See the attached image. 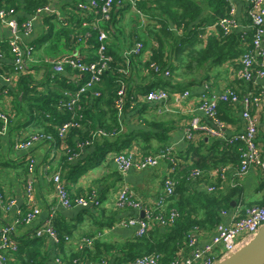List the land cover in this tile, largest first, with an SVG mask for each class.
I'll return each instance as SVG.
<instances>
[{
	"label": "trees",
	"instance_id": "obj_1",
	"mask_svg": "<svg viewBox=\"0 0 264 264\" xmlns=\"http://www.w3.org/2000/svg\"><path fill=\"white\" fill-rule=\"evenodd\" d=\"M57 1L60 0H0V9L14 8L17 14L23 12L22 16L17 18L22 27L24 22L30 20V17H35L44 7L51 6L54 8V5L59 3ZM80 1L65 6H70L77 12H73L71 16L64 20L58 18L56 12H44L43 22L48 26V29L46 34H42L33 41L35 52L36 49L40 50L45 43H48L49 48L54 50L65 49L68 52L65 54L72 56H79L74 54L75 50L82 51L85 49L87 52L86 58L79 57L88 61L97 60L100 46L98 40L99 28L95 27L94 23L84 26V21L89 19L91 21L100 17L79 9L77 4ZM117 5L114 6L111 15L115 13L114 9ZM142 6L154 21L150 31L156 41V46L153 48L150 58L144 61V67L149 70L150 74L155 75L161 81L160 83L168 84V79H171L173 73L175 71L179 72L181 68H187L189 71H199L208 64L210 66H220L226 61H232L238 74L242 70L241 57L249 52L252 46V29L238 31L236 27H233L227 31L220 25V20L229 16L230 13L231 6L227 0H204L202 5L197 0H144ZM199 16L200 20L197 21ZM56 18L58 21L55 20ZM234 18L236 19V16ZM245 23L251 25V19L248 15H246ZM213 25L215 27L210 29ZM137 42L142 41L137 40ZM0 54L3 57L0 61L3 74H16L15 89L10 91L16 109L13 111L0 109L11 115V124L7 134L9 141L6 145L3 143V136L0 134V169L10 166L20 167L19 178L23 176L24 180L28 178V154L23 152V159L13 162L11 157H7L10 155L9 152L8 155L6 152L12 149L15 140L13 131L21 126L20 118L25 115L31 117L32 120H37V127L35 130L29 131L30 134L43 133L53 137L52 143L41 142L39 145L46 143L52 147L64 145V149L61 151L63 153L62 157L71 169L81 170L93 166L97 161V152L105 147L115 149V154L124 152L131 147V139H136L137 135L132 138L129 135L124 138L119 136L118 139L112 140L113 138H110V136L100 137L101 135H97V130L101 129L108 133L120 129L118 114L129 110L134 104L135 99L132 98L130 79L133 75V69L136 67V60L140 59L142 53L140 55L119 56L108 46L107 54L112 58V61L103 78H108L109 85H111L109 97L103 100L106 93L101 92V94L95 95L93 93L94 88L84 93L79 106H76V119L81 122V127L71 128L65 137L60 136L59 129L64 122L72 118L73 112L63 107L62 103L68 98L67 91L77 90V84L71 82L73 77L76 76L78 79L81 78V75L77 71L67 69L65 73H58L52 78V66L48 65L49 71L45 80L46 83L40 87L34 84L32 75L28 73L30 67L25 73H15L13 62H10L13 58L11 48L4 37H0ZM127 59H130V61L128 60L129 63ZM153 63L159 65L162 70L160 72L155 71L151 66ZM128 66H130V73H127ZM261 67V59L258 58L253 64V69L256 70ZM165 70L170 71V76L163 74ZM240 79L244 83L247 82L242 78ZM122 88L124 93L121 96L119 91ZM263 88L258 90L250 88L242 93L236 91L242 96L249 91L258 93ZM152 89L156 90L157 88L151 86L145 93L147 94ZM121 98L123 105L121 111H119L117 101ZM231 104L234 105V103L225 101L218 103L217 118L220 121L227 123L226 117L222 114V107ZM107 114H110L112 123L106 120L105 116ZM2 124L0 120V130ZM30 134H27L25 138ZM140 134L142 135L141 141L136 140L140 153L143 155H156L160 152L161 149L151 153L150 140L153 135L151 132H141ZM159 135L160 137L163 136V134ZM209 138H211L209 141H205V138L199 139L198 144L190 141L189 149L185 153L173 157L174 163H171L173 170L170 176L174 179L175 191L172 196H165V205L158 207L156 204V200L162 194L157 196L154 201L155 204L152 203V207H148L144 203L154 215L162 214L168 217L172 210L177 211L178 216L172 223L165 226L153 221L144 234L137 235L135 233L120 243L108 242L101 235L87 234L81 237L80 242L86 238H93V244L91 246L79 245L78 252L69 259L61 258L63 262L68 263L77 260L79 264H82L83 259L87 257L99 259L98 264L111 262L112 264H127L138 256L154 254L159 256L158 264H172L182 255L188 254L190 250L188 236L193 231L213 233L216 226L223 221L225 211L234 210L239 206L242 210L253 205L264 206L263 176L261 182L263 195L254 201H248L244 198L243 188L239 183L240 180H234L237 181L234 182V185H226L220 178L210 177L209 173L214 168L226 165L239 166L242 161L244 144L237 140L228 141ZM87 141L89 144L83 147L79 146L80 143H86ZM91 146L95 148V153L75 161L69 160L75 153H80L84 147L89 148ZM30 152L32 153V151ZM93 154H95L94 159L89 158ZM196 169L202 170L204 175L193 179L191 175ZM211 179L216 181L213 182ZM209 185H215L216 189L208 191L207 186ZM0 192L4 193L1 186ZM75 196H79V194H75ZM233 203H236L235 206H233ZM83 209L85 213L91 212L87 208ZM103 213L104 211L101 212V215ZM51 219L60 237V241L55 243V246L62 249L66 243L65 236L73 235L74 225H70L61 214H54ZM108 219L109 221L106 223L100 221V226L110 228L118 220L120 221L121 217H119L118 210H114ZM16 238L19 243L18 250L5 255V264H49L45 247L52 240L48 236H37L34 232L32 235L28 234L20 237L16 235ZM113 250H116L115 253L117 254L113 253ZM1 253L2 250L0 249Z\"/></svg>",
	"mask_w": 264,
	"mask_h": 264
},
{
	"label": "crops",
	"instance_id": "obj_2",
	"mask_svg": "<svg viewBox=\"0 0 264 264\" xmlns=\"http://www.w3.org/2000/svg\"><path fill=\"white\" fill-rule=\"evenodd\" d=\"M80 0H60L57 5H54V12L57 13L58 18L67 19L73 12H77L72 7H65L66 5L75 4ZM144 0H122L114 9L115 13L111 15L110 20H103L101 18H94L90 21H84V26L89 23H94L95 27L104 30L108 34L107 44L111 50L117 55H125L130 52L131 48L136 44L137 40L143 42V53L140 59L136 60V67L133 69V75L130 79L132 86V98L134 104L125 112L118 114L120 124L119 130L111 132L104 131L106 136L118 139L119 136L124 138L137 135L136 139H131V147L126 149V152L137 151L140 152L138 142L142 138L141 132H151V153L159 149L160 152L164 150L172 151L171 158L162 157L158 166L138 170L130 168L125 173H121L113 159L116 152L111 147H105L100 152H97V161L93 166L85 167L84 169H71L62 157V150L64 145L52 147L51 145L38 144L31 151L36 158V170L34 172L35 181L33 186L32 199L27 193V179L24 176L19 178L21 172L20 167L10 166L8 168L0 169V186L3 192L8 197L16 199V205L13 209L5 211L0 207V227L11 223L16 217L17 212H27L33 207L40 208L41 212L38 217L30 224H20L16 228L15 234L20 237L22 235H32L37 228L42 226L47 220L51 219L54 214L63 215L70 225H74L73 235L70 240L66 241L65 245L59 248L55 246L53 241L48 242L45 247V254H47L48 263L56 264L55 258L57 256L69 259L73 254L78 252L81 237L87 234L101 235L103 239L111 243H120L133 234L136 233V228L132 226H125L121 221L128 218L143 217L144 211L125 208L123 210L115 207V200L118 192L125 186L134 191L137 198L141 199L148 207L155 204V199L164 190V179L171 171V163L174 162V156L183 154L189 149V142L185 138L184 130L194 116H200L203 120L206 117L199 110L203 94L220 93L226 88H233L240 93L248 89H260L264 87V78H254L251 82H242L237 73L236 66L232 61H226L220 66H210L209 64L201 68L199 71H189L187 68H181L179 72H174L173 77L168 79L169 83H160L155 75L150 74L149 70L144 67V61L150 58L153 48L156 46V41L151 34V28L154 21L143 9L142 2ZM199 4H204V0H197ZM236 7L237 30H249L250 24L245 23L247 13V4L243 0H234ZM151 5L150 3L148 4ZM23 12L16 15L22 16ZM203 15H205L203 13ZM202 15V16H203ZM44 13H39L35 17H30L33 21V32L30 36H26L24 41L26 43H33L42 34H46L48 26L43 22ZM55 20L58 21L56 18ZM60 20V19H59ZM200 20V16L197 21ZM213 25L210 29L214 28ZM0 34L2 38L9 35V31L5 26L0 27ZM48 43L40 50L36 49L35 63L32 64L29 74L32 75L34 84L42 87L46 83V77L49 71L48 65L64 55L66 50H54L48 47ZM74 54L86 58V50H75ZM130 59H127L129 63ZM12 62V59L11 61ZM130 66H128L127 73H130ZM209 69V70H208ZM68 76L72 77V75ZM74 76V75H73ZM81 79L76 76L73 77V82L76 84ZM160 83V85H158ZM164 84V85H163ZM16 80L12 83L11 89H15ZM155 86L157 89L163 88L169 93V97L164 100L151 101L146 98V91L149 87ZM109 79L103 78L102 81L95 85L94 91L101 94H106L103 100L108 99L110 90ZM130 87V86H129ZM160 87V88H158ZM39 88V87H38ZM131 91V90H130ZM129 91V92H130ZM190 94L185 96V92ZM68 92V91H67ZM95 92H93L95 94ZM106 108V106H104ZM0 109L13 111L16 109L13 97L11 95L4 96L0 99ZM223 115L226 117V134L233 135L244 128V121L242 118V106L240 104H231L223 106ZM260 124L258 132L259 146L264 155V114L259 111ZM28 117V118H27ZM106 120L112 123L110 114H107ZM21 126L13 131V138L19 136H26L30 134L29 131L35 130L37 127V120H32L28 115L21 116ZM101 129L97 130V132ZM159 134H163L160 137ZM100 137L104 136L103 134ZM8 135L3 136V143L6 145L9 141ZM115 136V137H113ZM165 136V138H164ZM164 138V139H163ZM205 138L209 141V137L202 134H197L193 140L195 144L199 143V139ZM160 139H163L162 141ZM165 147V148H164ZM8 152L10 155H8ZM7 152V157H11L14 161H21L23 152H13L12 149ZM95 148L84 147L77 156L69 158L70 161H75L79 158L95 153ZM159 152V153H160ZM157 153V154H159ZM6 155V154H5ZM95 154L89 158L94 159ZM60 172L65 181L70 193L74 196H86L95 191L101 200L99 206L87 207L91 212L85 213L82 207L76 206L72 208L63 207L57 198L54 189L53 175ZM213 182L216 180L211 179ZM232 179L223 181L224 184L234 185ZM262 171L261 169L251 168V170L240 179V186L243 188L244 198L248 201L259 199L263 195L261 191ZM236 203H233L235 206ZM235 209V208H234ZM100 210V211H98ZM114 210H118L121 220L117 221L112 227L100 226V221L106 223L109 221V216ZM101 215V212H103ZM233 211V210H230ZM229 211V212H230ZM212 233H203L201 238L208 240ZM80 242V243H79ZM115 253L116 250H113ZM117 254V253H115ZM99 259H91L85 257L82 264H98ZM108 264H112L108 263Z\"/></svg>",
	"mask_w": 264,
	"mask_h": 264
},
{
	"label": "built area",
	"instance_id": "obj_3",
	"mask_svg": "<svg viewBox=\"0 0 264 264\" xmlns=\"http://www.w3.org/2000/svg\"><path fill=\"white\" fill-rule=\"evenodd\" d=\"M230 3V13L220 20V25L229 31L233 27L237 26V20L234 18L236 14V7L234 0H227ZM122 0H86L80 1L77 6L79 9L99 16L103 20H108L111 17V12L116 4H121ZM247 4V13L251 19L250 29H252V42L249 52L243 54L241 57V63L243 65L242 70L239 72V77L251 82L254 78H264V0H243ZM54 12L51 6H46L41 9L39 13ZM16 10L14 8L0 9V27L5 26L9 35L5 38L11 48L13 55L12 62L14 65L15 73H25L32 64L35 63V45L32 43H26L24 38L30 36L33 32V21L30 19L22 24L16 17ZM0 37L1 34H0ZM108 34L104 30L99 31L98 40L100 46L98 49L97 60L88 61L79 56L64 54L60 58L56 59L52 63V78L58 73H65L67 69L77 71L82 80H78L77 90L66 92L68 95L67 100L62 103L63 107H66L69 111L73 112L72 118L64 122L60 127V136L65 137L67 132L73 127H81V122L76 119V106H79L80 99L84 93L89 90H93L96 84L100 83L103 79L104 73L110 68L112 58L107 54ZM143 43L136 42L130 52L125 55L135 54L140 55L143 53ZM0 54V61L2 60ZM261 59L262 67L253 69V64L256 59ZM152 68L160 72L162 69L156 63H153ZM165 76H170V71H163ZM80 78V79H81ZM16 80L15 75H5L1 71L0 64V96H9L11 91V85ZM95 92V91H94ZM124 89L119 91L122 96ZM190 94L189 91L185 92V96ZM95 95H99L95 92ZM169 97V93L166 89H152L146 94V98L151 101L164 100ZM230 102L234 104H240L242 106V118L244 121L243 130L228 136L226 134V124L217 118L218 103ZM123 105L122 98L117 101V107L121 111ZM199 110L207 118L203 120L200 116H194L189 124L185 127L184 134L187 141H193L197 134H202L206 137H212L223 140H237L244 144V150L242 153V161L239 166H221L214 168L209 173L211 178H220L223 181L232 179H242L251 168H259L262 171L264 177V155L259 146L258 132L260 124L259 111L264 114V88L258 93L249 91L242 96L237 93L233 88H226L220 93H207L203 94L201 102L199 104ZM0 120L2 121V129L0 134L2 136L7 135L11 124V115L7 112L0 110ZM99 134L105 135L104 131H99ZM53 137L51 135L43 133H32L25 136L17 137L12 145L13 152H26L28 160V178H27V193L32 199L33 186L35 181V168L36 158L30 152L37 144L41 142L52 143ZM89 144L80 143L79 146L83 147ZM74 156H77L75 153ZM172 151L163 150L159 154L143 155L137 151L121 152L114 154L113 159L121 173H125L130 168H136L138 170L149 169L158 166L162 157L171 158ZM174 163V162H173ZM173 168H171L170 173ZM203 171L196 169L192 173L193 179L202 177ZM54 189L57 194L59 203L65 208L99 206L101 200L99 195L93 191L86 196H73L65 181L63 180L60 172H56L53 175ZM215 185L207 186L208 191L215 190ZM175 191L174 179L169 175L164 181V190L161 193L162 196L156 200L158 207L165 205V196H172ZM160 194V195H161ZM16 205V199L8 197L5 193L0 192V207L5 210H11ZM115 207L123 210L125 208H133L143 210V217L128 218L121 223L125 226H132L136 228V234H144L150 227L151 222L156 221L160 225H168L172 223L178 216L177 211L172 210L168 217L162 214L154 215V213L143 201L137 198L134 191L129 187H123L117 194L115 200ZM41 210L38 207H33L27 212L18 211L16 217L11 223L5 224L0 227V264L6 263V254L15 252L18 250L19 243L16 238V228L20 224L32 223L40 214ZM225 217L221 221L210 235L208 240L201 238L203 232L195 230L188 236V247L190 248L187 255H182L172 264H214L217 260L223 259L230 254L236 252L241 246L249 242L264 225V206L253 205L246 207L242 210L241 206L233 211H225ZM35 235L48 236L54 243L60 241V237L54 228L52 219L47 220L42 226L36 229ZM65 240H70V236H65ZM83 244L91 246L93 244V238L83 239L80 245ZM159 256L154 254H144L136 257L127 264H158ZM56 264H79L77 260H73L68 263H64L61 257L55 258Z\"/></svg>",
	"mask_w": 264,
	"mask_h": 264
},
{
	"label": "water",
	"instance_id": "obj_4",
	"mask_svg": "<svg viewBox=\"0 0 264 264\" xmlns=\"http://www.w3.org/2000/svg\"><path fill=\"white\" fill-rule=\"evenodd\" d=\"M214 264H264V225L249 242Z\"/></svg>",
	"mask_w": 264,
	"mask_h": 264
},
{
	"label": "rangeland",
	"instance_id": "obj_5",
	"mask_svg": "<svg viewBox=\"0 0 264 264\" xmlns=\"http://www.w3.org/2000/svg\"><path fill=\"white\" fill-rule=\"evenodd\" d=\"M110 19H111V17L108 20H110ZM6 152H8V151H6Z\"/></svg>",
	"mask_w": 264,
	"mask_h": 264
}]
</instances>
